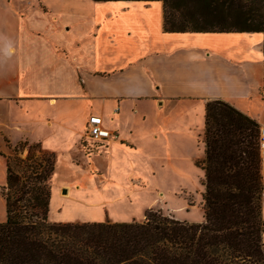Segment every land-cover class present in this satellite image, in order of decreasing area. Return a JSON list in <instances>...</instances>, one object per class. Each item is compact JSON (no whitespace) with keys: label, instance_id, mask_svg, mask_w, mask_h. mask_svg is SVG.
<instances>
[{"label":"crops","instance_id":"1","mask_svg":"<svg viewBox=\"0 0 264 264\" xmlns=\"http://www.w3.org/2000/svg\"><path fill=\"white\" fill-rule=\"evenodd\" d=\"M163 16L158 1L0 0V138L153 181L163 162L188 176L177 159H205L209 101L264 126V34L166 33ZM91 115L119 137L88 156Z\"/></svg>","mask_w":264,"mask_h":264},{"label":"trees","instance_id":"2","mask_svg":"<svg viewBox=\"0 0 264 264\" xmlns=\"http://www.w3.org/2000/svg\"><path fill=\"white\" fill-rule=\"evenodd\" d=\"M93 1L162 2L166 33L264 34V0ZM260 127L223 100L207 103L203 223L153 210L143 222L50 223L54 156L30 146L24 159L5 157L0 264H264Z\"/></svg>","mask_w":264,"mask_h":264},{"label":"rangeland","instance_id":"3","mask_svg":"<svg viewBox=\"0 0 264 264\" xmlns=\"http://www.w3.org/2000/svg\"><path fill=\"white\" fill-rule=\"evenodd\" d=\"M15 12V11H14ZM111 130L118 133L115 125ZM17 134L11 133V139L17 140ZM119 137V136H118ZM5 141L9 143L6 144ZM101 142L94 139L89 140L87 148L88 156L97 154ZM181 153L191 154L193 146L187 142L181 143ZM18 143L13 144L6 137L0 138V148H3L0 155V187L5 186L6 170L5 156L14 155L24 159L28 154V147L32 146V152L36 156L45 153L39 145L29 144L23 148H16ZM48 155V154H47ZM98 157V156H96ZM102 159L105 158L103 155ZM181 157L175 163L182 173L172 171L173 164L163 162L154 173V179L145 180L133 177L127 180L121 173H115L118 177L112 179L108 176V166L93 161L91 157L87 163H76L66 165L61 162L55 165L53 176L49 181L50 202L47 219L50 223H74V221L88 220L81 223H131L143 222L149 211H161L166 216H170L179 221L189 223H203L204 204L203 194L205 192L204 171L200 167L202 159L194 158L191 162ZM105 162V161H102ZM189 162V163H188ZM136 166L139 167L137 164ZM125 172L129 173V164H121ZM74 171L78 175L91 173L90 177H78L76 179ZM114 180L121 184L117 185ZM1 193V190H0ZM264 209V199H263ZM90 216V217H88ZM6 219L5 202L0 197V223ZM104 220L103 222H91L90 220ZM130 221V222H120Z\"/></svg>","mask_w":264,"mask_h":264},{"label":"built area","instance_id":"4","mask_svg":"<svg viewBox=\"0 0 264 264\" xmlns=\"http://www.w3.org/2000/svg\"><path fill=\"white\" fill-rule=\"evenodd\" d=\"M88 135L96 141H108L112 138L117 139L118 133L111 131L103 126V119L99 115H91L88 123ZM260 141V164L263 179V199H264V126L259 129Z\"/></svg>","mask_w":264,"mask_h":264}]
</instances>
